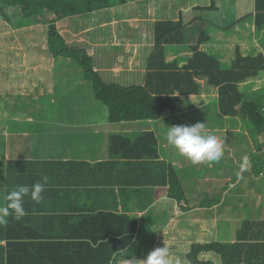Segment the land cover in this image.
Segmentation results:
<instances>
[{
    "label": "trees",
    "instance_id": "obj_1",
    "mask_svg": "<svg viewBox=\"0 0 264 264\" xmlns=\"http://www.w3.org/2000/svg\"><path fill=\"white\" fill-rule=\"evenodd\" d=\"M129 1L138 0H0V76L4 79L0 86V114L4 115L7 106L20 100L24 102L23 115L14 121L9 118L5 130H0V163L3 164L0 172V203L3 199L6 203L8 192L17 185H32L45 175L49 178L40 203L25 197L24 208L27 214L18 221L9 216V224L12 223L10 229L8 224L0 226V264H128L133 259L139 262L146 256L137 240L139 221L135 217L126 216V213H114L115 206L123 200L121 194L128 195L127 199L134 193L143 196L149 190L154 192L158 190L156 188L168 187L170 198L178 202L184 198L177 178L179 173L172 168L169 171L167 161L162 158L161 141L157 132L143 130L135 139L131 138V134H138L137 129L141 128L143 122L155 120V123H159L162 112L166 109L174 111L185 102L182 98L188 99L200 93L201 89L197 84H190L187 71H180L177 63L168 62L167 47L188 46L185 35L186 18L190 12L199 11L205 2L170 1L172 4L169 2L168 7L174 11L173 18H157L152 4L155 0L137 3L136 14L154 32L151 41L155 43L147 58V79L144 86L103 82L94 73L95 61L87 51L69 47L56 26L58 18L79 15L92 20L93 13ZM44 7L49 8L48 14H44ZM57 10L59 14L53 17L52 14ZM45 18L49 21H45ZM114 23L118 27L116 34L128 31L121 29L126 24L131 26L129 31L132 33L136 26L143 27L148 34L141 22L126 23L120 19ZM210 23L212 24V19ZM46 27H50V30L47 31ZM97 34L102 37L105 32L100 30ZM50 52L57 58L64 56L80 64L84 74L94 85L97 102L109 110L90 113L94 116L96 125L86 126L88 133L107 121L111 124L137 125V128H130L133 130L127 134L115 132L110 136L111 160L103 163L63 160L57 157L38 160L41 158L38 153L42 148L52 146L34 145L30 148L31 143L26 144V161L20 153L7 152L11 145L22 148L21 143L9 134L16 123L25 125L29 118H34L31 123L34 129ZM237 55L242 59L240 50ZM253 61L262 65L261 60ZM235 74L236 71L227 76L217 75L216 78H211L210 83L222 86ZM62 76L55 94L57 107L62 96ZM5 85L7 86L4 87ZM225 89L223 87L221 92ZM30 95L37 98H31ZM16 96L23 98L18 99ZM236 98L234 96L230 102H235ZM32 104L33 110L30 111ZM26 105L29 106L28 112L25 110ZM217 105L218 101L215 99L212 106L207 108ZM223 110L232 116L236 115L234 109L227 106ZM189 115L190 112H187L181 117L186 119ZM209 117L210 114H206V118ZM62 121L68 122L66 114L62 115ZM165 121L171 122V119ZM51 127L49 125V129ZM92 137L89 136V139ZM51 143L46 141L45 145ZM52 149L53 152L56 150ZM120 188L125 189L119 192ZM129 189L133 191L129 192ZM87 210L94 214L85 213ZM236 239L239 243L235 246L216 247V250L211 247L195 249L188 259L194 264H207L200 262V256L218 252L223 258V264H264L263 224H239ZM253 239H256V244L247 242ZM87 240L95 241L96 249L89 243H82L81 252L76 251L77 241ZM4 242L6 247L2 246ZM122 250L131 254L118 255Z\"/></svg>",
    "mask_w": 264,
    "mask_h": 264
},
{
    "label": "clouds",
    "instance_id": "obj_2",
    "mask_svg": "<svg viewBox=\"0 0 264 264\" xmlns=\"http://www.w3.org/2000/svg\"><path fill=\"white\" fill-rule=\"evenodd\" d=\"M140 1L144 0L132 2L134 11L137 3ZM203 1L205 3L199 11L194 13L186 11L190 12L189 16L186 18L187 32L185 33L188 46L167 47L169 50L168 59H171V61L167 59L168 62L172 64L177 63L180 71H187L190 75V84H197L201 89L199 94H194L188 99L185 97L182 98L185 100V105L187 106L186 112L169 118H164V114L166 112L178 114L176 110L181 109V106L179 105L174 111L171 109H166L161 114V118L163 119L161 120L160 124L167 125L174 123V119L176 118L180 121L183 119L185 121L194 123L193 115L194 113H198V120L200 122H197L193 125H175L168 127V130L165 134V141L167 145L176 149L180 155L188 158L190 160L188 162L191 163L190 165L185 164L180 167L174 160L168 162L167 159L164 158V161H167L168 163V168H172L177 172L180 171V168L187 169L191 165L204 167V169H208L209 166L214 168L219 166L217 163L218 161L223 163L224 168L229 166L225 165L221 160L224 154L225 141L216 134L209 132L210 126H216L219 132L224 131L232 126L234 120L245 117L257 128H264V2L263 0ZM126 4L127 2L118 6L124 7ZM118 6L105 9L101 12H95L92 15L96 13H103L108 10H112V12H114ZM154 7L157 14V6L155 5ZM249 12L251 13L250 16L247 15ZM241 15H243L242 18H240ZM85 19V16L79 15L63 19L58 18L56 21V26L60 35L66 41V44L69 47L85 49L87 51V54L90 56V58L95 61L94 73L98 74L102 78L103 82H116L125 86L124 77L127 74L137 73L139 69H141V61L144 62V69L148 67V60H146L145 56L147 43L143 39L137 40L134 42L135 45H131L128 40L121 37L124 35L125 31H121L120 33L116 34L115 31H117V29L107 28L109 25L107 22L102 24V28H96L92 26L84 27L83 23L85 22ZM210 19H212V24L210 23ZM136 21L146 25L145 21L141 19V17L137 16V14L135 22ZM79 23H81V26L78 25ZM242 23L251 24L250 26L254 28V32H258V35L249 37L235 35V28ZM197 28L201 29L200 36L197 38L190 37V31ZM100 30L105 32V35L102 37L97 34V32ZM119 47H121L120 52L111 50L112 48ZM149 47L150 52L148 55L153 51L155 43L151 41ZM124 48H127V51H124ZM136 50H138V52ZM238 50H240L242 54V59L238 58ZM115 56H119V58H115ZM49 60L60 64L59 67L55 69V71L60 72L61 74L63 73V60L70 61L72 62V65L79 67L84 77L92 85L95 93L93 83L84 74V70L81 68L80 64H76L73 59L64 58V56H58L57 58V56H55L52 52H50ZM253 60H261L262 65L257 64ZM76 71L78 72L79 69L77 68ZM233 71H236V74L228 81V83H224L219 87L210 83L211 78H216L217 75L227 76L228 73ZM223 87H226V89L222 93L221 89ZM205 90L217 91L218 95L216 97H210L209 101H202V103L204 102L202 106L190 105L191 101L195 102L192 98H198ZM230 95H232L231 98L229 97ZM234 96L237 97L235 102H230ZM215 99L218 101L217 107H213L208 110L207 107L210 105L212 106ZM222 100L223 104H221ZM50 101H52V96L49 95L48 103ZM48 105L52 110L51 120L45 121V124H42L45 126L46 137H41L39 131H35V137L31 141L30 148L34 145L52 146V148H56L54 152L52 148H42L40 153H38L39 157L49 158L52 160L53 157L51 154L55 153L56 151L61 152V149L60 146H55L53 143L45 145V142L49 141L52 135L51 130L46 126V123L58 124L61 123V121L59 116L54 115L55 101L53 100V103ZM225 106L234 109L236 115L232 116L230 113L225 112L223 110ZM46 107L47 105H45L43 109V106H39V111L45 112ZM73 109L75 110V116L71 117L74 120L72 124L80 127L96 125V120L94 116L90 115V113L94 111L97 113L109 111L107 107L99 104L97 100L96 103L92 104V106L89 108H80L78 106V108L74 107ZM206 110H208V112H206ZM187 112H190L189 117L186 119L182 118L181 115ZM206 114H210V117L206 118ZM167 119H171V122H166L165 120ZM84 121H89V123L82 124ZM217 123H222V125H218ZM103 124H107L105 126L116 127L120 125L111 124L109 122H105ZM103 124H100L99 127L104 128ZM99 127L95 129L93 128V131H97ZM115 132L126 133L125 131H121L120 127H117V130H114L112 134ZM260 136L261 132H259V138L257 139L258 143H261ZM227 154L228 151L225 150V156H227ZM111 158L112 156L110 153L108 161L111 160ZM61 159L71 160V158L64 159L62 157ZM103 162L107 161H101L100 163ZM202 162L205 163L200 166L199 163ZM245 170H259L260 172L251 173L248 175V180L251 183H248L243 178H241L239 181H236L230 189L235 193L236 201L239 198L236 190H239L241 194L244 195V199H247L246 201L249 203H254V207L261 209L264 207V152L258 151V159L252 163H250L247 157H244L243 163L240 165V172L242 173ZM225 171L230 174L231 178L233 174L231 167L229 166V168ZM177 178L182 187L183 195H187L186 193L189 194L190 188L187 181L181 179V177L178 175ZM48 179L49 178L45 175L41 177L40 181H37L32 185H17L15 188L9 191L6 196L5 205L0 206V226H5L9 223V216L18 221L27 214L24 208L25 197H30L32 201L40 203L43 200L42 193L45 191L46 185L48 184ZM201 182L202 184L211 183L213 186H215L214 180H206ZM122 189L125 188H120L119 192ZM156 189L158 190L154 192L149 190L148 194L143 196H139L137 194L135 195L134 193L127 199L126 197L128 195L123 193L121 195L123 200H126L127 204L125 206H121L119 203V205L121 207H132L138 204H146L149 197L159 192L160 189H166L168 192L167 198L179 205L178 210L183 212L184 216L194 218L199 217L198 220L200 224V230L195 233H202L203 235L201 238H197L194 234L192 245L187 257L177 258L175 261H173L169 252L170 242L183 241V239L181 237H177L172 229L174 228L173 226L175 224L184 222L181 216H177L176 218L180 221L171 225L170 227H166L167 223H164L163 226H160L161 220H158L156 225L145 226L146 222L152 220V218L149 216V212L151 209H153V211L155 210L154 208L156 207V204L149 205V207L148 204L145 205L144 208L146 210L143 213H131L125 212L123 210L120 212H114L118 215L126 213V216L131 218L135 217L139 221L140 230L137 233V240L141 248L144 250L146 256L139 262L137 259L129 260L130 263L128 264H194L188 259V256L195 249L203 250L204 248L208 247L215 249L216 247L235 246L238 244L239 241L236 238L239 224L244 222H259L264 225V218L247 217L242 219L238 224L233 237H228L227 234L221 232V220L224 219L222 215L225 211L232 213V207H229L226 204L221 205L220 202L215 198L216 195H214V201L211 205H207L204 199H200L197 207L192 208L189 205L188 208H185L180 206V203H184L187 196H184V198L178 202L177 200L170 198L168 187ZM154 198L155 196L151 198V200ZM162 201L165 204L168 203V205H170V201H168L166 198H161L160 202ZM251 206L253 207L252 204ZM214 232L217 234L213 235ZM146 237H150L151 239L152 243L150 247H146L143 242ZM255 241L256 239L248 240L247 242L249 244H256ZM77 242H81V244L89 243L91 245L94 243L95 245V241L92 240ZM92 247L96 249V245H92ZM129 253L130 252L127 250H122L118 255L126 256ZM200 259V262H205L207 264H223V258L218 252L204 253L200 256Z\"/></svg>",
    "mask_w": 264,
    "mask_h": 264
},
{
    "label": "rangeland",
    "instance_id": "obj_3",
    "mask_svg": "<svg viewBox=\"0 0 264 264\" xmlns=\"http://www.w3.org/2000/svg\"><path fill=\"white\" fill-rule=\"evenodd\" d=\"M170 1L173 0H158L156 3L155 1L152 3L154 4V6H157V18H160L163 16V18H168L174 17V11L171 10L168 7V3ZM176 1V0H174ZM172 4V2H170ZM147 5L150 3H146ZM139 16V14L137 15ZM123 19L126 21V23L129 22H134L136 19V13L134 11V8L132 6V2L129 1L124 7H120L118 6L114 12H112V10H108L105 11L103 13H96L94 15H92V20H86L83 23L84 27L86 26H92V27H96V28H102V24L107 22L109 23V25L107 26V28L110 29H117L118 27L115 25L114 21L115 20H120ZM79 26H81V23L78 24ZM145 28L148 32V35L144 32L143 27L142 28H138L135 26V30L132 33L131 31V26L130 25H124L121 27L122 30H128L125 31L124 35H122L121 37L128 40L129 43L131 45H135V41L137 40H144L147 43L146 46V50H145V56H146V60H147V56L148 53L150 52V43H151V39H152V33L151 32V28L150 26L147 24L145 25ZM187 38V37H186ZM112 51H117L120 52L121 49L120 48H112ZM124 51H127V48H124ZM138 52V50H136ZM115 58H119V56H115ZM169 61H171V59H168ZM3 77L0 76V86L3 84ZM7 85H5L4 87H6ZM41 93H44V95L46 96V100L48 102V87L46 88L45 91H42ZM217 91H207L205 90L203 92V94L201 96H199L198 98H192L194 99L195 102L191 101L190 105H194V106H202V104L206 101H209L210 97H216ZM31 98L36 99L37 97L34 95H30ZM16 98L20 99L23 98V96H16ZM202 101H204L202 103ZM53 103V98L52 101H50L49 103H44L43 99L40 98L39 100V106H43L46 104H51ZM30 104V102H29ZM39 106H38V111H37V116H36V123L34 125V129L31 126H25L23 123H16V127H13L10 131V136L15 139L16 141H19L22 145V148L20 149V155H22L24 158L23 160L26 161V144L31 143L32 140V135L35 131H39V133L41 134V137L45 138L46 137V133H45V126H43L42 124H45V121L51 120V114H52V110L50 108L49 105H47L46 107V111H39ZM14 107V113L10 114V115H4L1 118L0 121V130L4 131L5 127L7 125V120L9 118H13V117H18L20 115L23 114L22 109L24 108V102L23 100H20V102H16L13 105ZM35 108V107H34ZM75 108H78V105L75 106ZM36 109V108H35ZM210 108H208L209 110ZM33 110V104L32 106H30V111ZM187 110V106L185 105V102L181 105V109H177L176 111L178 112V114L175 113H165L164 117H171V116H175V115H179L183 112H186ZM208 110H206V112H208ZM32 120L34 118H31ZM163 118H161L162 120ZM193 120L194 123L200 122L198 120V113H194L193 115ZM161 122V121H160ZM159 123H155V122H143L141 125V128L137 129L138 134H131L133 139H135L140 133L141 131H163V125H161ZM89 121H84L82 122V124H88ZM108 123V121H107ZM218 125H222V123H217ZM12 125V124H11ZM107 125V124H105ZM104 125V127H105ZM178 125L177 123L172 124V126ZM117 127L121 128V131H131L133 129L130 128H137V125L134 123H123L121 125H118ZM116 126H111L108 128H114L112 131L117 130ZM171 127V126H170ZM102 127H99V129ZM86 130H79L77 131L76 129L70 128L68 129L64 134H68V133H74V132H85ZM112 131H110L109 133H111ZM139 131V132H138ZM105 132V131H104ZM167 130H165L162 133V137L164 138V142L165 141V134H166ZM209 132H212L214 134H216L217 136L221 137L222 139H224L225 144H224V150L228 151L227 156H225V151L224 154L221 158V160L224 162L225 165H229L233 171V174L230 178V180H226L225 181V187L227 189H230L231 186L236 182L239 181L241 178H243L246 182L251 183L248 180V175L251 173H259V170L256 171H249V170H245L242 173L240 172V165L243 163V159L244 157H247L250 161V163H252L253 161H256L258 159V151L261 150L264 152V128L263 129H259L256 126H254L252 123H250L245 117H241L239 119H236L233 121L232 126L230 128H227L224 131H218V129L216 128V126H210L209 127ZM259 132H261V136H260V140L261 143L257 142V139L259 138ZM107 133V132H105ZM109 133H107L109 135ZM63 138V134L60 133V139L62 141ZM89 139V135L87 136H83V141H87ZM56 141V140H55ZM60 141V142H61ZM59 142V143H60ZM167 144V143H166ZM229 146H228V145ZM56 145H58V143L56 142ZM67 145V143L65 144ZM227 145V146H226ZM60 146V145H59ZM166 148V146H164V149ZM172 151L175 152L177 151L176 149L172 148ZM82 151H91L92 154L91 155H80L77 160H98L99 158H104L105 153H107V149L103 148V146H99V148H95V149H87V148H82ZM51 156L56 159L57 158H64V159H69L71 154H69L67 151H63L62 153L59 151H56L55 153H52ZM185 158L186 161H190L188 158L183 157V159ZM38 160H43V158H38ZM205 162L199 163L200 166H202ZM183 164V163H181ZM187 165H190L191 163H186ZM229 166L225 167L224 170H227L229 168ZM3 167V164L0 163V172L1 169ZM204 170H208L207 168H205ZM261 176V175H259ZM193 184L195 186H199V188L202 185L201 181L195 180L193 181ZM199 188L197 190L191 191L189 198H190V202L189 205L192 208L197 207V204H195V202H197L198 200H200L199 198ZM236 192L238 193V200L236 201V203L233 205V207L231 208L232 213H228L227 211H225L223 213V217L224 219L221 220V232L225 233L228 235V237H233L235 231H236V227L238 226V224L241 222L242 219L247 218V217H251V218H264V207L261 209H257L254 203H249L248 201H246L244 198V195L241 194V192L239 190H236ZM157 194V193H156ZM155 194V196H156ZM137 198V197H136ZM3 199V197H2ZM151 200V199H150ZM5 201V199H3V202ZM127 204L126 200H122L120 202L121 206H125ZM251 204L253 205V207L251 206ZM197 214V213H195ZM198 230H200V224L198 222V219H194L193 221L190 219L188 221H184L178 225H176V227H174L172 229V231L177 235V237H181L183 239V243L182 245H179L178 242H170V246H169V252H170V256L172 258L173 261H175V259L177 258H181V257H187V255L189 254L190 251V247L192 245V241H193V235L195 234V232H197Z\"/></svg>",
    "mask_w": 264,
    "mask_h": 264
},
{
    "label": "crops",
    "instance_id": "obj_4",
    "mask_svg": "<svg viewBox=\"0 0 264 264\" xmlns=\"http://www.w3.org/2000/svg\"><path fill=\"white\" fill-rule=\"evenodd\" d=\"M235 8V6H234ZM250 12L247 13V15L250 16ZM243 15H241L240 18H242ZM251 24H240L235 28V35L238 36H243V37H249V36H255L258 35V32H254V28L250 26ZM47 31H49L47 29ZM201 34V29L197 28L194 30L190 31V37L192 38H197ZM60 64L54 63L51 60L48 62V67L46 70L45 78H44V83L42 87V91H45L46 88L48 87V96H52L53 100L57 99L55 97L57 88L60 85V79L62 76V96L61 100L59 102V107L55 106L54 110L55 113L54 115H57L60 117L61 123L58 124H47L46 126L49 128V125H51V141L55 146L60 145L61 153L63 151H67L69 154H71L70 158L71 160L78 161L77 158L80 155H91V151H82V148H87V149H95L99 148V146H103V148L107 149V153H105L104 158H99L98 160H87L88 162L94 163V162H101V161H108L109 158V137L112 134V130L114 128H108L111 126H105L104 128L97 129V131L91 130L90 133H88V130L85 127H80L73 125L72 123L74 120L71 118L75 116V110L73 109L76 105H78L80 108H89L92 106V104L96 103V98H95V93L93 90L92 85L87 81V79L84 77L83 73L81 72L79 67H75L72 65V62L70 61H64L62 62V69L63 73L61 74L60 72L55 71L56 68L59 67ZM141 69L137 73L133 74H127L124 77V84L125 83H132L138 86H144L146 83L147 79V68L144 69V62H140ZM79 69L77 72L76 69ZM24 85V82L22 83ZM40 98L43 99L44 103H48L46 100V96L44 93H41ZM56 104V102H55ZM48 105V104H46ZM45 105H43L44 109ZM29 106L26 105L25 110L28 112ZM14 107L12 106H7L6 111L3 113L4 115H10L14 113ZM23 112V110H22ZM168 113V112H166ZM38 114V113H37ZM66 114L68 116V122L64 123L62 121V115ZM2 115V114H0ZM23 115V114H22ZM172 117V116H171ZM166 118V117H164ZM15 119H13L14 121ZM179 119H174V123H177L178 125H193L195 123L190 122V121H176ZM176 121V122H175ZM33 122L32 119H29L25 122V126H31V123ZM151 122H155V120H151ZM170 123L167 125H163V131H156L157 134L160 137L161 141V149H162V157L167 159L168 162L175 161L180 167L185 165L186 163H190L188 161H185L183 157L179 154L178 151L173 152L171 147L167 145L164 142V138L162 137V133L165 130H168V127L172 126ZM64 128H62V126ZM73 128L76 129L77 131L79 130H86L85 132H74V133H68L64 134L68 129ZM109 133V135L105 132ZM126 133H129V131H125ZM60 133L63 134L62 141L60 139ZM93 136L92 139H88L87 141H83V136ZM35 137L34 133L32 135V140ZM31 140V141H32ZM56 140V141H55ZM61 141V142H60ZM56 142L58 145H56ZM60 142V143H59ZM67 143V145H65ZM164 146L166 148L164 149ZM7 152H14V153H20L21 150L18 148V146H13L11 145V149L7 150ZM79 161H86V160H79ZM183 163V164H181ZM219 166L216 167H208V170H204V167H198V166H189L187 169L185 168H180V171L178 173L180 174L181 179L187 181L188 186L190 188V192L197 190V187L193 185L192 181L193 180H198V181H206V180H214L215 181V186H213L211 183H203L201 187L199 188V198L204 199L207 205H211L213 203V197L214 195L216 196L217 200L220 202L221 205H228L229 207H233V205L236 202L235 198V193L231 191V189H227L225 187V181L230 179V174L224 170L223 163L221 161L217 162ZM195 167V169L193 168ZM169 171L171 170L168 168ZM184 171H187L185 175H182ZM189 174V177L187 176ZM203 174V175H199ZM186 184V183H185ZM129 192H132V190H128ZM186 201L184 203H180V206H183L185 208L189 207V202L190 198L189 195L190 193H186ZM161 195V196H160ZM168 192L166 189H160L159 192H157L156 196L155 194L151 197L148 198V202L146 204H138L136 206H128V207H121L119 204H117L114 208L116 210L115 212H120L121 210L125 212H133V213H143L146 209L144 208L145 205H153L156 204V207L150 210L149 216L152 218V220H149L146 222L145 226L148 225H156L158 220H161L160 226H163V224H166V227H170L171 225L177 223L180 221L177 219V216H181L183 221H188V220H193V219H198L199 217H189V216H184V213L178 210L179 205L172 200L167 198ZM154 199L150 200L151 198ZM160 196V198H159ZM161 198H166L168 201H170V205L168 203H164L163 201L160 202ZM153 201V202H150ZM195 204H199V200L195 202ZM5 203L2 201L0 203V206H4ZM218 205V204H217ZM69 210V209H68ZM85 213H90V215L94 214L93 211L87 210ZM187 213V212H185ZM199 222V220H198ZM12 223L9 224V229L11 227ZM159 225V224H158ZM175 224L173 227H176ZM92 229V228H89ZM203 232V231H202ZM92 233V232H91ZM95 234V233H94ZM217 233L214 232L213 235H216ZM90 235V234H89ZM96 235V234H95ZM202 233H195V237L201 238ZM42 242V241H39ZM144 244L146 247H150L151 245V239L150 237H146L143 240ZM161 242V241H160ZM183 241H178L179 245H182ZM77 248L76 251L81 252L80 244L81 242H77ZM93 246L94 243H92ZM2 246L6 247V242L2 243Z\"/></svg>",
    "mask_w": 264,
    "mask_h": 264
},
{
    "label": "bare ground",
    "instance_id": "obj_5",
    "mask_svg": "<svg viewBox=\"0 0 264 264\" xmlns=\"http://www.w3.org/2000/svg\"><path fill=\"white\" fill-rule=\"evenodd\" d=\"M46 2H48V1H51V0H45ZM50 10H49V8H46V7H44V14H48V12H49ZM59 14V11L57 10V11H55L53 14H52V16L53 17H55V16H57ZM43 19V18H42ZM45 21H49L48 20V18H45ZM46 29H48V30H50V27H46ZM2 116H4V115H1V118H2ZM16 118H18V117H13L12 119H16ZM29 119H31V118H29ZM28 119V120H29ZM228 145V144H227ZM226 145V146H227ZM229 146V145H228ZM225 151V150H224ZM48 204H46V206H47ZM45 206V207H46ZM49 206V205H48ZM47 208V207H46ZM46 208H45V210H46ZM48 209V208H47ZM44 210V211H45ZM37 211V210H36ZM47 211V210H46ZM49 211V210H48ZM47 213V212H46ZM9 226V223H8V225H7V227Z\"/></svg>",
    "mask_w": 264,
    "mask_h": 264
}]
</instances>
